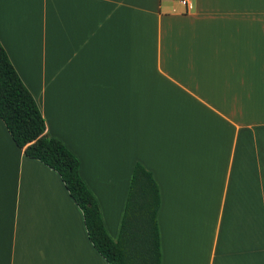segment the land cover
I'll return each mask as SVG.
<instances>
[{"label": "crops", "instance_id": "1", "mask_svg": "<svg viewBox=\"0 0 264 264\" xmlns=\"http://www.w3.org/2000/svg\"><path fill=\"white\" fill-rule=\"evenodd\" d=\"M0 0V42L111 239L134 165L160 264H264V0ZM0 264H108L0 118Z\"/></svg>", "mask_w": 264, "mask_h": 264}, {"label": "trees", "instance_id": "2", "mask_svg": "<svg viewBox=\"0 0 264 264\" xmlns=\"http://www.w3.org/2000/svg\"><path fill=\"white\" fill-rule=\"evenodd\" d=\"M0 118L14 143L60 176L81 209L87 235L108 264H160L157 211L159 189L150 171L134 165L119 236L110 238L94 195L80 176L78 158L46 134L45 121L31 92L19 77L0 42Z\"/></svg>", "mask_w": 264, "mask_h": 264}, {"label": "built area", "instance_id": "3", "mask_svg": "<svg viewBox=\"0 0 264 264\" xmlns=\"http://www.w3.org/2000/svg\"><path fill=\"white\" fill-rule=\"evenodd\" d=\"M183 6H185L187 9H190L192 7V4L190 0H178Z\"/></svg>", "mask_w": 264, "mask_h": 264}]
</instances>
